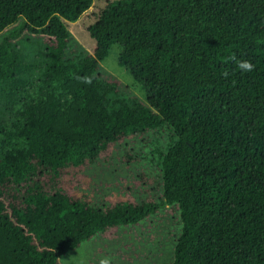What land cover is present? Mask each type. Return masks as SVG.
Segmentation results:
<instances>
[{"label":"trees","instance_id":"1","mask_svg":"<svg viewBox=\"0 0 264 264\" xmlns=\"http://www.w3.org/2000/svg\"><path fill=\"white\" fill-rule=\"evenodd\" d=\"M92 1L0 0V264H62L166 208L179 225L170 264H264V0H110L87 52L66 23ZM113 45L142 97L102 68ZM157 134L156 199L96 205L58 182Z\"/></svg>","mask_w":264,"mask_h":264},{"label":"rangeland","instance_id":"2","mask_svg":"<svg viewBox=\"0 0 264 264\" xmlns=\"http://www.w3.org/2000/svg\"><path fill=\"white\" fill-rule=\"evenodd\" d=\"M108 1L93 0L77 21L66 23L71 38L87 52H92L95 45L87 28L95 22ZM18 45H21L20 42ZM29 52L30 57L24 60L23 73L26 77L36 72L38 64V57L31 50ZM119 52V46L113 45L101 61L102 68L142 97L131 72L119 65ZM161 138L165 136H135L123 143L112 144L94 161L64 169L58 182L74 196L96 205L156 199L160 191L159 161L155 153L151 157L147 155L154 144L159 147ZM178 230L173 209L166 208L139 226L120 227L98 234L77 249L67 251L61 263L99 264V260L107 256L111 258V264H170Z\"/></svg>","mask_w":264,"mask_h":264},{"label":"clouds","instance_id":"3","mask_svg":"<svg viewBox=\"0 0 264 264\" xmlns=\"http://www.w3.org/2000/svg\"><path fill=\"white\" fill-rule=\"evenodd\" d=\"M230 59L235 60V57H230ZM238 67L244 72H250L254 69V65L248 60L238 61ZM225 75H227V73H225ZM99 264H111V258L107 256L102 257L99 260Z\"/></svg>","mask_w":264,"mask_h":264}]
</instances>
